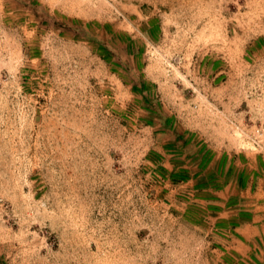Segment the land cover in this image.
Masks as SVG:
<instances>
[{
  "label": "rangeland",
  "instance_id": "obj_1",
  "mask_svg": "<svg viewBox=\"0 0 264 264\" xmlns=\"http://www.w3.org/2000/svg\"><path fill=\"white\" fill-rule=\"evenodd\" d=\"M0 264H264V0H0Z\"/></svg>",
  "mask_w": 264,
  "mask_h": 264
}]
</instances>
